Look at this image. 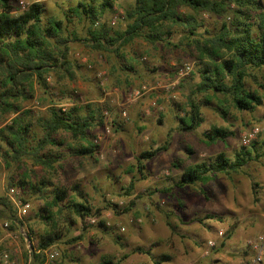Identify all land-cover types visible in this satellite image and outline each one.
<instances>
[{
	"label": "rangeland",
	"instance_id": "374dc122",
	"mask_svg": "<svg viewBox=\"0 0 264 264\" xmlns=\"http://www.w3.org/2000/svg\"><path fill=\"white\" fill-rule=\"evenodd\" d=\"M12 1L15 15L39 2L44 7L45 24L52 17L60 18L68 34L85 35L87 24L79 22L76 16L72 23L64 19V12L78 0ZM84 1L95 2L100 13L105 0ZM259 2L260 8L252 7L251 12L257 20L258 14L264 13V0ZM113 3V8L106 10L99 22L118 16L113 27L121 29L126 25V11L134 0ZM180 12L199 18L202 25L199 34L184 40L180 37L183 30L176 27L177 32L171 37L176 46L168 47L155 48L142 37L130 41L124 52L126 58L134 52L139 60L130 70L128 81L112 72L117 61L114 54L95 50L81 41L68 42L70 59L78 65L74 68L76 78L69 81L52 72L47 76V85L59 93V84L63 82L75 89L79 103L101 105L104 122L91 129L100 153L96 157L63 159L64 165L56 166V170H44L33 163L28 167L32 181L46 175L56 185L68 189L67 204L72 198L80 200L72 189L77 185L93 207L101 210V216L82 221L69 210L59 213L56 207H51L56 225L46 226L38 216L46 207V200L32 196L21 187L10 186L9 171L0 158V196L9 197L8 188L16 187L23 201L30 204L14 229L0 228V251H11L14 264H36L32 254L40 253L38 240L47 228L48 232L53 228L61 231L63 237L46 248L48 258L44 254L42 264H98L103 259L119 264H155L154 259L163 255L171 257L163 264H208L211 255L219 250L231 253L239 244L250 248L248 241L264 231V70H252L247 79V86L262 97V105L254 111H240L233 106L231 96L220 95L227 110L224 117L218 109L220 101L211 98V92H196L204 64L198 59L195 45L196 39L206 42L207 38L222 34L224 25L232 27L240 14L232 8L223 15L195 12L188 6L181 7ZM186 63L192 68L180 75V68ZM35 87L36 96L24 105L40 115L45 111V103H40L38 97L44 90L38 84ZM189 98L199 103L204 120L195 131L183 132L179 129L180 117L190 110ZM64 105L72 103L68 101ZM35 128L41 135V128ZM215 128L229 131L227 138L210 142L206 134ZM250 133L254 134L247 143L245 137L249 138ZM253 143L255 154L261 156L239 171L218 173L205 184L182 188L176 185L188 166L214 159L219 153L235 159L243 147L252 150ZM161 146L166 148L144 160L145 169L139 172L140 153ZM108 202L116 204V209L108 207ZM209 215L212 217L208 218ZM67 219H74L75 224L69 226ZM101 220L110 228L100 225ZM28 232L34 237L32 243ZM234 234L236 240L228 243ZM75 237L81 238L71 242ZM138 246L151 248L154 259L131 252ZM55 252V256H50ZM125 254L129 256L124 258ZM251 256L242 264H251L254 251ZM255 264H264V256Z\"/></svg>",
	"mask_w": 264,
	"mask_h": 264
},
{
	"label": "trees",
	"instance_id": "16d2710c",
	"mask_svg": "<svg viewBox=\"0 0 264 264\" xmlns=\"http://www.w3.org/2000/svg\"><path fill=\"white\" fill-rule=\"evenodd\" d=\"M113 1H103L100 13L95 2L83 0H78L76 5L64 12V19L68 22L72 23L76 16L79 22L87 24L85 35L76 37L75 33L68 34L63 19L52 17L45 24L42 3L34 2L27 10L15 15L13 1L0 0V158L9 171L10 186L21 187L23 191H30L32 196L46 200V207L38 215L46 226L56 225L53 220L55 212L51 207H56L59 213L69 210L82 221L101 216V210L93 207L77 185L72 189L80 200L72 198L67 204L68 189L56 185L46 175L32 181L28 167L29 163H33L44 170H56V166L64 165L63 159L96 157L100 153L91 129L104 122L101 105L79 103L75 89L63 82L59 84V93L47 85V76L52 72L63 79L75 80L74 68L78 65L70 59L69 41H81L95 50L114 54L117 61L112 66V72L128 81L130 70L139 60L134 52L126 58L124 52L130 41L142 37L155 48L176 46L171 38L177 32L176 27L183 30L180 37L188 40L190 36L199 34L198 29L202 26L196 15L181 13V7L188 6L195 12L210 11L218 15L232 8L240 14L232 27L224 25L222 34L207 38L206 42L196 39L198 59L204 64L196 92H211L210 97L220 101L218 109L224 117L227 110L223 107L225 101L219 99L220 95L231 96L233 106L240 111H254L262 105V97L247 86L252 70H264V13L258 14V20L251 13L254 11L252 7L260 8L259 0H134L126 11V25L121 29H115L113 26L116 24L111 21L99 22L105 11L113 8ZM205 58L208 61H203ZM36 84L44 90L38 97L40 103H45V111L40 115L24 105L36 96ZM68 101L72 105L66 107L64 104ZM188 102L189 112L180 117L179 129L183 132L195 131L204 120L199 103L194 98H189ZM37 126L42 130L41 135L35 128ZM228 132L215 128L206 137L213 142L226 139ZM165 148L161 146L141 152L137 158L139 172L143 173L145 169L144 160ZM255 152L256 145L253 143L252 150L243 147L235 159L219 153L214 159L185 168L176 185L182 188L205 184L218 173L239 171L254 158H260L261 154ZM174 165L178 164L174 162ZM116 206L108 202V207L116 209ZM0 218L9 220L13 229L21 222L9 197L0 196ZM68 223L72 226L75 221L70 219ZM99 224L110 228L103 220ZM45 233L40 234L39 250L49 248L63 237L61 231L55 228L49 232L47 228ZM27 237L32 243L33 235L28 232ZM80 238L75 237L71 242ZM131 252L153 258L151 248L138 246ZM32 255L36 264L45 260L43 253L34 252ZM127 256L125 254L124 258ZM169 260L171 257L163 255L154 262L162 264ZM98 264L119 263L103 259Z\"/></svg>",
	"mask_w": 264,
	"mask_h": 264
},
{
	"label": "built area",
	"instance_id": "2783aa9c",
	"mask_svg": "<svg viewBox=\"0 0 264 264\" xmlns=\"http://www.w3.org/2000/svg\"><path fill=\"white\" fill-rule=\"evenodd\" d=\"M119 17L115 16L112 20V24H116L117 19ZM191 65L186 63L184 64L179 71L180 75H185L191 70ZM254 134V133H253ZM252 133H250V137H245L247 143L251 141L250 138L253 136ZM8 196L10 200L12 201V204L14 205L16 211H17V217L18 219L23 218L24 215H26L27 211L30 208V204L28 202H24L22 199L21 191L20 189L16 187H10L8 188ZM10 222L0 220V228L4 230H8L10 228ZM248 246L255 252V256L252 260L251 264H255L257 262H261L264 256V231L260 233L256 238L250 239L248 241ZM38 252L47 255L48 258V252L47 249H40ZM57 253H51L50 256H55ZM0 264H14V260L12 259V252L9 250H2L0 251Z\"/></svg>",
	"mask_w": 264,
	"mask_h": 264
},
{
	"label": "crops",
	"instance_id": "0c3cea01",
	"mask_svg": "<svg viewBox=\"0 0 264 264\" xmlns=\"http://www.w3.org/2000/svg\"><path fill=\"white\" fill-rule=\"evenodd\" d=\"M236 237H237V240L240 238L239 235ZM235 240L236 239H235V234H234L228 243L233 242ZM252 253H253V251L251 250V248H247L246 246H242L241 244H239L238 246H236L235 249L232 250L231 253L226 252L225 250H219L218 252L213 253L211 255L212 256L211 262L208 264H242V262H244V260L248 259L252 255ZM206 254H208V253L205 252V255ZM245 255H248V256H245ZM205 258H207V257H205ZM251 258H252V256H251ZM165 262H167V261H165Z\"/></svg>",
	"mask_w": 264,
	"mask_h": 264
}]
</instances>
